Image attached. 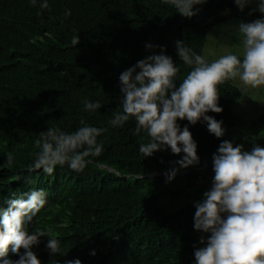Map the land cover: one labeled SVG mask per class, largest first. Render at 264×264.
<instances>
[{"label": "clouds", "instance_id": "clouds-1", "mask_svg": "<svg viewBox=\"0 0 264 264\" xmlns=\"http://www.w3.org/2000/svg\"><path fill=\"white\" fill-rule=\"evenodd\" d=\"M153 1L18 0L3 8L0 75L9 83H31L19 97L0 94V264H87L88 253L94 258L93 264H98L100 248L89 240L85 233L89 230L60 204L49 203V191L56 189L60 192L57 202L67 198L81 205L88 197L85 189L72 179L71 172L64 173L61 184L56 170L57 166H68L79 173L89 164L126 180L146 183L158 177L171 183L182 177L192 179L196 186L211 187L195 205L194 228L208 234L201 237L203 246L194 252L196 264H264V140L259 143L263 135H252L242 126L251 110L249 98L261 97L256 88L264 90V16L251 22L235 18L241 21L242 50L209 61L208 55L186 46L185 42L196 43L188 40L185 29H181L185 42L175 39L167 24L154 23L152 30L161 37L153 38L143 31L151 28L156 15ZM234 2L241 11L249 6L253 12L264 14V0ZM163 3L192 18L199 12L196 6L207 0ZM115 31L144 32L147 37L136 58L125 64L129 68L119 76L116 90L122 94L121 107L110 120L96 113L90 123H78L87 117L86 112L103 105L88 101L90 98L80 96L70 85H59L60 77L52 79L39 72L55 62L58 53L54 40L60 32L76 33L71 45L77 46L80 36ZM165 39L176 43L179 59L191 69L179 86L180 68L165 54ZM208 41L209 37L203 50L209 53ZM227 81H235L240 87L238 107L245 110L239 114L241 109L235 108L237 118L225 124L216 115L223 112L219 86ZM81 101L85 113L80 111ZM182 120L198 126L197 142L187 125L181 127ZM125 125L134 130L127 142L113 134ZM142 130L149 140L140 144L139 152L149 158L170 149L180 156L172 168L147 174L122 173L96 160L113 147L115 139L121 147L112 150L110 160L123 158L131 143L138 142ZM230 130L244 137V145L225 140ZM253 138L257 142H251ZM197 144L207 148L203 153L207 166H201L203 158ZM199 172L206 173L207 179L201 180ZM120 207L124 206L110 207L96 222L90 219L92 228H99L115 256L123 254L131 233L140 225L139 220L121 214ZM131 260L123 256L118 264Z\"/></svg>", "mask_w": 264, "mask_h": 264}, {"label": "trees", "instance_id": "trees-1", "mask_svg": "<svg viewBox=\"0 0 264 264\" xmlns=\"http://www.w3.org/2000/svg\"><path fill=\"white\" fill-rule=\"evenodd\" d=\"M15 1L18 0H2L0 14L3 8ZM152 7L156 15L152 17L151 28L149 26L143 30L146 34L153 38L161 37V34L152 30L155 27L154 23L167 24L174 31L175 39L185 42L181 30L185 29L188 40L196 43L185 42L186 46L203 56L208 53L203 50L207 38L213 34L216 27L226 25L235 18L253 21L264 16L259 11L253 12L249 6L243 10L244 12L241 11L234 0H207V3L196 6L199 12L192 18H186L177 13L175 8L164 4L163 0L153 1ZM122 28L123 26L120 25L119 29ZM144 32L125 34L115 31L112 34H96L88 38L80 36L81 42L77 46L71 45V39L73 35H77L76 33L69 35L60 32L59 37L54 40L58 53L55 62L39 74L52 79L60 77L59 85H70L72 90L80 96L90 98L88 101H99L103 105L94 112H86L87 117L80 118L78 123H81V120L90 123L89 119L96 113L99 118L110 120L114 112L121 107L122 94L121 91L117 94L116 90L120 87L119 76L129 68L125 64L135 59L141 46L145 44L147 37ZM162 47L166 48L165 54L170 55L180 68L177 76V86H179L191 69L179 59L176 43L171 44L165 39ZM235 81H227L219 86V106L223 108V112L208 113V115L217 114L219 121L225 124L232 123L237 118L235 105L242 98L241 89ZM30 83L29 80L9 83L4 76L0 75V94L19 97L25 87L29 90ZM77 83L82 84L79 86ZM256 90L261 92V97L249 98L251 110L245 114V122L242 126L252 135H263L259 140L261 143L264 140V90L261 91L258 88ZM79 108L81 113H85L84 101L80 102ZM130 120L136 124L134 118ZM179 123L182 128L185 125L189 127L197 142L198 126L191 125L186 120ZM133 131L130 125H125L117 129V134L115 132L113 134L116 135L114 137L119 136L127 142ZM141 134L138 142L131 143L130 151L123 158L116 157L113 162L110 160L112 150L121 147L115 139L113 147L105 150L96 160L107 163L122 173L131 171L133 174H147L168 170L173 167L172 162L180 159V156L173 154L170 149L157 152L153 157H144L139 152V146L141 143L148 142L149 137L143 130ZM29 141L34 142V139ZM251 142H257V138H253ZM197 145V151L203 158L201 166H207V158L203 154L207 148ZM182 156L183 153L181 158ZM56 171L59 173L58 178H61V184L64 181V173L71 172L72 179L77 181L88 194L81 205H76L67 198L57 202L60 192L51 189L49 203L51 206L60 204L76 221H80L89 230L85 231L89 240L100 248L98 264H118L123 256H129L132 259L124 264H169L168 258L175 261V264H191V260L196 264L194 252L196 248L203 246L200 244L201 237H206L208 234L194 228L195 205L204 199V193L211 187L196 186L192 179L182 177L175 178L171 183H166L163 178L158 177L147 180L146 183L133 179L126 180L114 172L93 164H89L83 172L79 173L73 172L68 166H57ZM197 176L201 180L207 179V174L204 172L197 173ZM153 181L155 182L152 183ZM114 205H123L124 207L119 208V212L130 215L140 222V225L137 224V229L131 233L130 242L123 248L121 256H115L99 228L96 225L92 228L90 224V219L96 222L102 213ZM86 260L87 264L94 263L90 253L87 254Z\"/></svg>", "mask_w": 264, "mask_h": 264}, {"label": "rangeland", "instance_id": "rangeland-1", "mask_svg": "<svg viewBox=\"0 0 264 264\" xmlns=\"http://www.w3.org/2000/svg\"><path fill=\"white\" fill-rule=\"evenodd\" d=\"M253 5H256L253 3ZM244 22H251V20H241ZM241 21L231 20L226 25H221L215 28L213 34L209 35V41L206 45V49L210 46L208 55V60H214L219 58L221 55L227 53H237L242 50V37L238 30V25ZM237 104L236 108L238 107ZM241 109L239 114H242L245 108L242 109V106L238 107ZM225 140H230L234 145L243 144L244 145V137L242 135L236 134L233 130H230L225 137Z\"/></svg>", "mask_w": 264, "mask_h": 264}]
</instances>
